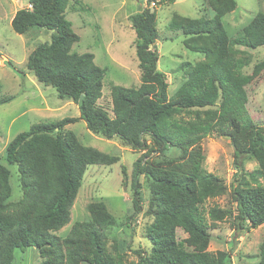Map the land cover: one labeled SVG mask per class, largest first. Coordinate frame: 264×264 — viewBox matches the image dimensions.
I'll list each match as a JSON object with an SVG mask.
<instances>
[{
  "label": "trees",
  "instance_id": "obj_1",
  "mask_svg": "<svg viewBox=\"0 0 264 264\" xmlns=\"http://www.w3.org/2000/svg\"><path fill=\"white\" fill-rule=\"evenodd\" d=\"M19 1L31 8L15 13L11 20L15 33L31 28L51 32L50 41L37 45L28 56L27 70L39 84L52 87L59 99L75 103L79 117L37 124L6 146L5 160L20 174L21 198L9 201L10 171L0 163V264H14L15 251L27 248L37 250L40 264H119L103 242L102 231L113 228L116 221L102 202L88 204L89 219L74 222L65 237L54 234L70 221L86 168L118 162L117 156L82 145L65 129L77 120H83L92 134L118 138L132 150L148 148L149 138L150 150L161 152L158 157L162 154L149 162L138 158L132 171L131 217L142 209L139 177L151 182L153 222L146 232L151 251L136 252L138 264H230L227 252L206 251L210 236L200 205L223 188L216 176L202 168L198 143L212 133L229 138L234 153L230 196L236 204L235 231L264 225V127L253 123L245 107V87L264 72V60L244 74L249 60L238 56L236 49L264 46V14L257 13L235 38L227 36L221 23L235 9V0H207L212 18L173 17L170 30H180L186 36L184 47L202 54L203 60L185 64V80L169 99L165 76L157 70L155 5L175 0H147L153 5L130 17L141 84L111 87V117L96 105L104 70L92 54L71 50L79 37L65 17L68 0ZM10 100L11 96L0 102ZM170 148L180 157H165ZM251 159L258 167L247 173L244 164ZM121 173L124 180V168ZM226 215L216 207L208 210L212 221H222ZM177 228L187 234L185 250L177 244ZM259 251V264H264V241Z\"/></svg>",
  "mask_w": 264,
  "mask_h": 264
},
{
  "label": "rangeland",
  "instance_id": "obj_2",
  "mask_svg": "<svg viewBox=\"0 0 264 264\" xmlns=\"http://www.w3.org/2000/svg\"><path fill=\"white\" fill-rule=\"evenodd\" d=\"M235 2V9L221 18L229 38H235L257 13L264 14V0ZM152 5L147 0H68L65 17L72 31L79 37V42L73 44L71 50L77 54H92L94 63L104 70L101 97L96 105L111 117V87L118 85L129 88L141 84V71L135 51L136 35L130 17ZM26 6L25 1L0 0V99L12 97L9 102H0V163L10 171L9 201H18L21 190L17 167L9 165L5 160L8 143L16 135L37 124L79 117V109L75 103L59 99L52 87L39 84L27 70L28 56L37 45L50 41L51 32L31 28L24 34H17L12 30V18ZM155 13L157 70L165 76L166 94L170 99L185 80V64L194 65L203 60L202 54L190 52L184 47L186 36L180 30H170L173 17L212 18L214 12L207 0H175L173 3L156 4ZM236 49L239 51L238 56H246L249 60V65L242 69L244 74H250L253 66L264 60V46L254 50ZM245 91L248 115L256 126L264 127V72L246 86ZM65 129L74 133L82 145L117 156L118 162L111 166L90 165L86 168L81 187L70 209V221L54 234L65 237L74 222L89 219L86 209L88 204L102 202L116 221L113 228L102 231L107 252L119 264H138L139 256L136 252L144 251L148 254L151 251V244L146 238L147 228L153 222L150 212L151 182L144 175L139 177L142 209L131 217L132 171L138 158L149 162L162 158V154L158 157L161 152L150 150L152 145L149 138H146L148 148L140 150L124 146L118 138L106 140L89 132L83 120L68 124ZM198 147L202 155V168L216 176L223 188L220 193L200 205L210 236L206 251L227 252L230 264H259L264 225L239 233H236L233 225L236 204L231 199L230 188L235 170L233 147L229 138L212 133L203 138ZM180 155L173 148L164 153L165 157L173 160ZM257 167L254 160L245 161L244 170L247 173ZM122 168L126 173L124 180ZM212 207L227 213L222 221L210 219L208 210ZM186 238L187 234L177 228V244L183 250L187 249L184 242ZM14 258V264H40L38 252L34 248L16 250Z\"/></svg>",
  "mask_w": 264,
  "mask_h": 264
},
{
  "label": "built area",
  "instance_id": "obj_3",
  "mask_svg": "<svg viewBox=\"0 0 264 264\" xmlns=\"http://www.w3.org/2000/svg\"><path fill=\"white\" fill-rule=\"evenodd\" d=\"M27 7H28L29 9L31 8V6H30V5H28Z\"/></svg>",
  "mask_w": 264,
  "mask_h": 264
}]
</instances>
